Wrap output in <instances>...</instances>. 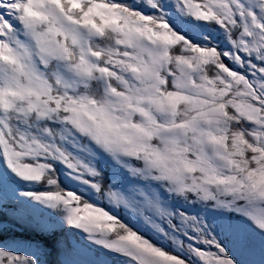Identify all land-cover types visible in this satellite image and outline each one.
<instances>
[{"label":"snow or ice","instance_id":"1","mask_svg":"<svg viewBox=\"0 0 264 264\" xmlns=\"http://www.w3.org/2000/svg\"><path fill=\"white\" fill-rule=\"evenodd\" d=\"M0 264H264V0H0Z\"/></svg>","mask_w":264,"mask_h":264}]
</instances>
